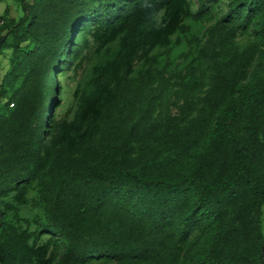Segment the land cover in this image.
<instances>
[{
	"label": "trees",
	"instance_id": "trees-1",
	"mask_svg": "<svg viewBox=\"0 0 264 264\" xmlns=\"http://www.w3.org/2000/svg\"><path fill=\"white\" fill-rule=\"evenodd\" d=\"M13 1L0 264H264V0Z\"/></svg>",
	"mask_w": 264,
	"mask_h": 264
},
{
	"label": "rangeland",
	"instance_id": "rangeland-1",
	"mask_svg": "<svg viewBox=\"0 0 264 264\" xmlns=\"http://www.w3.org/2000/svg\"><path fill=\"white\" fill-rule=\"evenodd\" d=\"M8 51H5L4 55L0 57V68H8ZM86 65V62H83V67ZM5 69V70H6ZM83 68L74 71L73 68L68 70L65 74H62L58 79L60 82L61 90L58 93V102L59 106L56 108L57 115H62L71 105L73 101V91L76 85L78 78L82 73ZM29 214V213H28ZM263 224L262 231L264 233V208H263Z\"/></svg>",
	"mask_w": 264,
	"mask_h": 264
},
{
	"label": "crops",
	"instance_id": "crops-1",
	"mask_svg": "<svg viewBox=\"0 0 264 264\" xmlns=\"http://www.w3.org/2000/svg\"><path fill=\"white\" fill-rule=\"evenodd\" d=\"M7 8H9V13L13 17L17 18L21 15V10L15 1L13 0L0 1V15H2ZM5 69H6L5 67L0 68V80L5 72Z\"/></svg>",
	"mask_w": 264,
	"mask_h": 264
},
{
	"label": "built area",
	"instance_id": "built-area-1",
	"mask_svg": "<svg viewBox=\"0 0 264 264\" xmlns=\"http://www.w3.org/2000/svg\"><path fill=\"white\" fill-rule=\"evenodd\" d=\"M2 21L0 20V23H1Z\"/></svg>",
	"mask_w": 264,
	"mask_h": 264
}]
</instances>
